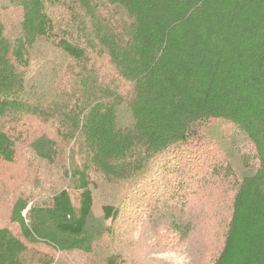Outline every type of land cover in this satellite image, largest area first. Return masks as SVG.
<instances>
[{
	"label": "trees",
	"instance_id": "1",
	"mask_svg": "<svg viewBox=\"0 0 264 264\" xmlns=\"http://www.w3.org/2000/svg\"><path fill=\"white\" fill-rule=\"evenodd\" d=\"M15 2L22 8L16 41L7 37L0 12V162H15L16 131L36 118L56 131L35 139L36 153L63 167L77 195L63 187L46 200L17 197L11 219L19 234L0 226V264H54L33 251L38 245L92 252L95 177L113 186L139 184L157 166L168 168L212 121L245 135L253 150L246 162L256 164L235 183L223 247L212 264H264V0ZM46 3L68 11L67 25L56 26ZM42 42L68 58L62 70L68 84L51 99L26 72ZM94 57L109 60L128 95L101 76ZM121 106L131 115L128 125L119 121ZM225 168L232 174L229 163ZM104 213L119 216L114 205ZM177 220L185 238L191 219Z\"/></svg>",
	"mask_w": 264,
	"mask_h": 264
},
{
	"label": "rangeland",
	"instance_id": "2",
	"mask_svg": "<svg viewBox=\"0 0 264 264\" xmlns=\"http://www.w3.org/2000/svg\"><path fill=\"white\" fill-rule=\"evenodd\" d=\"M46 6L57 27L65 21L67 25V10L49 3ZM0 12L7 37L16 41L21 36V6L15 0H0ZM94 59L101 76L128 95L129 85L118 77L109 60ZM67 63L68 58L58 48L49 42L39 43L26 69L30 83L38 82L45 98L56 97L58 89L68 84V74L62 71ZM131 120L127 107L121 106L120 123L128 125ZM44 133L56 137L49 124L36 118L26 120L15 134V162H0V226L15 234H19V227L12 221L11 211L17 197L46 200L63 187L77 195L63 167L36 153L33 142ZM252 154L245 135L233 136L223 123L212 121L203 126L197 141L168 160V168L157 166L139 184L113 186L95 177V204L89 221L95 236L92 252H58L46 245L32 249L52 256L54 264H107L111 256H117L120 264H212L223 247L235 183L256 169L254 161L246 162V155ZM226 163L232 174L226 171ZM105 205L117 207L119 216L106 219ZM181 216L191 219L185 238L175 224Z\"/></svg>",
	"mask_w": 264,
	"mask_h": 264
}]
</instances>
